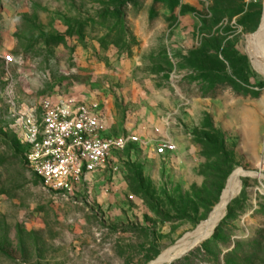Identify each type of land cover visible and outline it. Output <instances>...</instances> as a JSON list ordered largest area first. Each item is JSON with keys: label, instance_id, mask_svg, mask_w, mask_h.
Returning a JSON list of instances; mask_svg holds the SVG:
<instances>
[{"label": "rangeland", "instance_id": "374dc122", "mask_svg": "<svg viewBox=\"0 0 264 264\" xmlns=\"http://www.w3.org/2000/svg\"><path fill=\"white\" fill-rule=\"evenodd\" d=\"M264 0H0V264H150L264 173ZM12 55L6 62L5 56ZM74 96L141 143L70 190L28 167L22 116ZM172 143L158 155L155 148ZM171 264H264V179Z\"/></svg>", "mask_w": 264, "mask_h": 264}, {"label": "built area", "instance_id": "2783aa9c", "mask_svg": "<svg viewBox=\"0 0 264 264\" xmlns=\"http://www.w3.org/2000/svg\"><path fill=\"white\" fill-rule=\"evenodd\" d=\"M5 61H12L6 55ZM17 134L26 148L30 170L55 191L72 189L104 170L119 152L141 143L137 133L108 134V125L90 105L74 96L45 100L39 109L22 116ZM174 149L164 142L158 155Z\"/></svg>", "mask_w": 264, "mask_h": 264}, {"label": "bare ground", "instance_id": "6f19581e", "mask_svg": "<svg viewBox=\"0 0 264 264\" xmlns=\"http://www.w3.org/2000/svg\"><path fill=\"white\" fill-rule=\"evenodd\" d=\"M246 52L255 71L264 78V9L262 22L259 29L248 35L246 42ZM244 177H259L264 179V173L258 174L255 171H248L238 168L231 173L228 182L221 194L219 202L214 207L208 221L200 224L188 240L182 241L178 246L164 251L156 260L150 264H169L176 256L184 252L194 240L210 235L219 220L226 213V209L231 199L237 196L242 188Z\"/></svg>", "mask_w": 264, "mask_h": 264}, {"label": "water", "instance_id": "95a60500", "mask_svg": "<svg viewBox=\"0 0 264 264\" xmlns=\"http://www.w3.org/2000/svg\"><path fill=\"white\" fill-rule=\"evenodd\" d=\"M256 173H258V174H260V172H256ZM236 197V196H235ZM234 197V198H235ZM233 198V199H234ZM233 199H231V201L233 200ZM231 201L229 202V204L231 203ZM227 212V211H226ZM225 215H226V213L223 215V217L219 220V222L217 223V225H216V227L214 228V230H213V232L210 234V235H208V236H205V237H203V238H201V239H198V240H194L193 241V243L184 251V252H182L181 254H179L178 256H176L169 264H171L173 261H175V260H178V259H180V258H182L183 256H185L189 251H191V250H193L195 247H197L200 243H202V242H204L205 240H207L209 237H211L213 234H214V232H215V230H216V228L219 226V224H220V222H221V220L225 217ZM209 220V219H208ZM208 220H206V221H208ZM195 232V230L193 231V232H191V233H189V234H187L183 239H181V241H179L178 243H176L173 247H171V248H174V247H176V246H178L180 243H182V241H185V240H188L189 238H190V236H191V234H193Z\"/></svg>", "mask_w": 264, "mask_h": 264}]
</instances>
